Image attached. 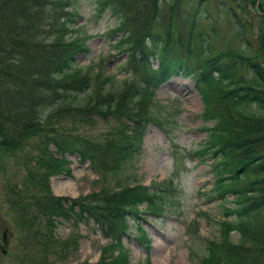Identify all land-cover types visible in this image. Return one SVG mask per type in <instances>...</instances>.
<instances>
[{
	"label": "trees",
	"instance_id": "trees-1",
	"mask_svg": "<svg viewBox=\"0 0 264 264\" xmlns=\"http://www.w3.org/2000/svg\"><path fill=\"white\" fill-rule=\"evenodd\" d=\"M97 1L100 9L108 7L117 17L110 34L120 33L112 47L126 52L118 66L125 73L122 80L107 73L103 64L75 62L78 52L88 50L85 37L73 34L76 0H0V150L16 155L40 136L44 122L54 115L118 118L120 127L100 139L58 131L41 137L53 141L57 154L78 153L95 171L120 172L119 166L139 152L147 124L163 127L155 89L180 70L193 74L203 98V120L214 121L202 126L207 137L198 149V154L212 158L214 183L208 199L220 200L225 215L218 221L217 236L205 240L196 264H264V242L258 241L264 236L263 35L253 44L245 25L234 21L249 55L233 49L212 53L203 36L193 44L189 38L184 46L182 27L174 31L172 22L162 34L156 31L155 25L165 26L157 21L159 0H149V8L135 11L128 9L126 0ZM259 11L264 23V0ZM47 143L38 158L44 172L28 168L32 177L21 186L15 184L7 199L18 227L41 226L36 230L44 252L40 264H50L45 252L53 247L49 231L58 218L92 219L112 239L116 254L106 260L104 253L88 264H127L121 236L130 227L129 217L139 216L142 205L147 212L160 213L164 182L153 180L157 189L134 183L75 198L51 195L48 175L70 170L65 158L48 153ZM137 230L136 239L148 251L150 237L140 224ZM259 250L261 255L255 253Z\"/></svg>",
	"mask_w": 264,
	"mask_h": 264
},
{
	"label": "rangeland",
	"instance_id": "rangeland-1",
	"mask_svg": "<svg viewBox=\"0 0 264 264\" xmlns=\"http://www.w3.org/2000/svg\"><path fill=\"white\" fill-rule=\"evenodd\" d=\"M126 1L131 11L146 10L150 3L149 0ZM261 1L159 0L157 21L165 26L155 25V30L162 34L167 24L172 22L174 31L182 27L184 46L189 38L193 44L203 36L209 39L212 53L233 49L239 54L249 55L242 49L234 21L245 25L249 39L255 44L260 33L264 37V23H261L259 11ZM74 6L78 16L73 34L85 37L88 47L87 51L76 54L75 62L79 65L103 64L107 73L114 74L116 80H122L125 73L119 71L118 66L125 60L126 52L112 47L120 34H110V29L117 22L116 15L110 8L99 9L97 0H76ZM152 61L156 66L157 59L154 57ZM154 99L161 105L156 113L164 128L149 122L140 151L132 159L124 161L119 166L120 172L114 174L93 170L87 160H80L78 153L57 154L53 141L41 136L55 135L58 131L69 137L100 139L109 135L113 128L120 127L118 118L103 119L84 114L79 120L81 115L74 111H69L74 112V119L67 112L54 115L44 122L40 136L16 155L0 150V223L5 225L0 226V245L5 228L8 235L5 251L0 249V264H40V256L44 252H40L41 235L36 230H41V226L18 227L12 220L7 199L15 184L21 186L29 179L28 168L36 174L35 171L44 172L38 158L47 141L48 153L65 158L70 170L48 175L51 195L75 198L134 183L157 189L151 185L152 181L164 182L158 199L163 204L159 216L141 213V217H129V233L121 236L122 244L128 250L127 264H147V260L150 264H196L199 255L204 253L205 240L217 236L218 221L225 216L221 201L208 199L214 183L210 166L212 158L208 154H198L207 137L202 126L214 121L203 120V98L195 86L193 74H174L155 89ZM141 208L144 209V205ZM138 223L151 239L148 251L134 236L138 232ZM49 233L54 242L53 247L47 248L45 258L50 264L94 263L104 253L107 260L117 252L112 239L107 238L92 219L58 218ZM232 235L236 237L237 232L233 231ZM258 241L264 242V236ZM261 252L255 253L261 255Z\"/></svg>",
	"mask_w": 264,
	"mask_h": 264
},
{
	"label": "water",
	"instance_id": "water-1",
	"mask_svg": "<svg viewBox=\"0 0 264 264\" xmlns=\"http://www.w3.org/2000/svg\"><path fill=\"white\" fill-rule=\"evenodd\" d=\"M1 240H2V244L0 245V249L2 251H5V244L7 243L8 241V235H7V229L5 228L2 232V237H1Z\"/></svg>",
	"mask_w": 264,
	"mask_h": 264
}]
</instances>
